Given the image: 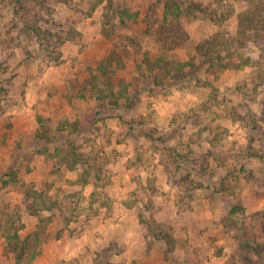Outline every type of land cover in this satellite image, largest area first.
Masks as SVG:
<instances>
[{"label":"rangeland","instance_id":"1","mask_svg":"<svg viewBox=\"0 0 264 264\" xmlns=\"http://www.w3.org/2000/svg\"><path fill=\"white\" fill-rule=\"evenodd\" d=\"M247 6L0 0V264H113L119 235L179 264L219 224L264 256V26L224 69L196 50Z\"/></svg>","mask_w":264,"mask_h":264},{"label":"crops","instance_id":"2","mask_svg":"<svg viewBox=\"0 0 264 264\" xmlns=\"http://www.w3.org/2000/svg\"><path fill=\"white\" fill-rule=\"evenodd\" d=\"M89 196L90 195H87V197ZM182 213L184 214L186 212L183 211ZM183 217H185V214ZM213 217H216V215H214ZM120 218H122V216ZM195 218H198V216ZM194 222H196L197 224L198 220L196 219L194 220ZM185 228L186 229L181 235L182 239L178 237L180 247L177 248L175 246L177 249H174L176 251L179 249L183 251L182 257L179 258V264H185L186 256L188 255V253H190V250H194L195 252H197V254L200 255L202 259L201 264H264L263 253L259 248H254L257 245L256 243L252 245L246 244L247 246H245L248 247L246 248L240 241L241 237H234V234H238L239 230H231L228 232L221 224L216 226L204 225L200 227H197L196 225L194 227L185 226ZM225 233H228L227 236L224 235ZM212 235H219L215 243L208 242L209 236L211 237ZM183 239L186 244H182ZM232 239H234L237 244L233 247L230 242V240ZM115 240H117L118 243L112 244V249L114 252H112V254H109L108 262H112L113 264H168L169 262L168 257H163V251L167 246L166 242H157V244H150L151 246H149L148 242L136 243L132 240L127 243H120V235L119 238ZM95 244H93L92 246H94ZM104 245L105 246L103 248L105 249L106 245L108 246L110 244L108 242ZM158 248H160V250H162L163 252L162 258L158 257L161 255H158L156 252Z\"/></svg>","mask_w":264,"mask_h":264},{"label":"trees","instance_id":"3","mask_svg":"<svg viewBox=\"0 0 264 264\" xmlns=\"http://www.w3.org/2000/svg\"><path fill=\"white\" fill-rule=\"evenodd\" d=\"M245 1L247 2L248 6L244 11H242L238 15V27L235 35L231 36L227 31H225L224 36L221 39V33L220 31H218V33L213 35L212 38L205 39L201 44L197 45L196 47V50L200 55L207 54L215 47L214 53L208 58V60L211 61L213 59H216L217 70L221 68L224 69L228 66L234 65V61H232L233 59L232 56L238 55L239 54L238 48L245 44L246 38L241 36L245 34L247 30H251L252 28L255 29V33H251V38L253 42L257 44L259 43L255 37L259 35L258 32L263 30L264 16H262L261 19H259L257 18V15H260L261 12L264 11V1L262 0L259 1L245 0ZM165 13H166V9H165ZM262 44H264V42L258 44V46L262 48L263 46ZM262 55L263 54L261 49L260 56ZM225 58H227V61L224 60ZM188 64H190L188 63V61L178 62L180 68ZM235 64H237L236 66H238L239 63H235ZM260 64L261 63L259 61L258 65L260 66ZM108 68L109 66L107 65V61L103 60L98 66V69L101 72L100 75L106 76ZM213 71L215 72V70ZM263 108H264V104H263ZM150 229L151 228L149 227V230Z\"/></svg>","mask_w":264,"mask_h":264}]
</instances>
